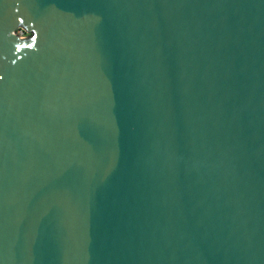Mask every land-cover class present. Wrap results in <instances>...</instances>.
I'll return each mask as SVG.
<instances>
[{
  "label": "water",
  "instance_id": "95a60500",
  "mask_svg": "<svg viewBox=\"0 0 264 264\" xmlns=\"http://www.w3.org/2000/svg\"><path fill=\"white\" fill-rule=\"evenodd\" d=\"M0 264H264V0H0Z\"/></svg>",
  "mask_w": 264,
  "mask_h": 264
},
{
  "label": "built area",
  "instance_id": "2783aa9c",
  "mask_svg": "<svg viewBox=\"0 0 264 264\" xmlns=\"http://www.w3.org/2000/svg\"><path fill=\"white\" fill-rule=\"evenodd\" d=\"M15 34L21 39H27L30 37V33L25 28H18Z\"/></svg>",
  "mask_w": 264,
  "mask_h": 264
}]
</instances>
